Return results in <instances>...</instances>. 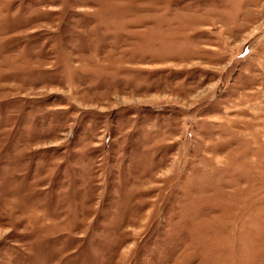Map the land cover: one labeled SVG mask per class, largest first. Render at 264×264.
<instances>
[{
	"label": "rangeland",
	"instance_id": "1",
	"mask_svg": "<svg viewBox=\"0 0 264 264\" xmlns=\"http://www.w3.org/2000/svg\"><path fill=\"white\" fill-rule=\"evenodd\" d=\"M0 264H264V0H0Z\"/></svg>",
	"mask_w": 264,
	"mask_h": 264
}]
</instances>
